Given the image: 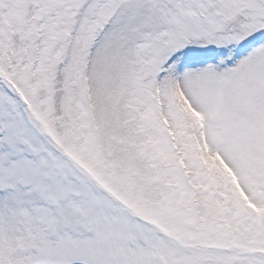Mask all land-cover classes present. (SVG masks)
<instances>
[{
  "label": "snow or ice",
  "instance_id": "obj_1",
  "mask_svg": "<svg viewBox=\"0 0 264 264\" xmlns=\"http://www.w3.org/2000/svg\"><path fill=\"white\" fill-rule=\"evenodd\" d=\"M0 264H264V0H0Z\"/></svg>",
  "mask_w": 264,
  "mask_h": 264
}]
</instances>
